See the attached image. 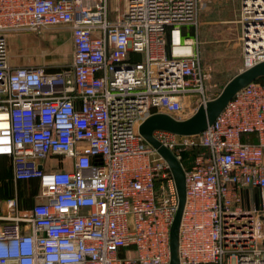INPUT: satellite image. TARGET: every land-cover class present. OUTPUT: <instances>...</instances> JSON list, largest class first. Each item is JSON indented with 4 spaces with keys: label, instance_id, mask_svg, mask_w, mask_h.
<instances>
[{
    "label": "built area",
    "instance_id": "2783aa9c",
    "mask_svg": "<svg viewBox=\"0 0 264 264\" xmlns=\"http://www.w3.org/2000/svg\"><path fill=\"white\" fill-rule=\"evenodd\" d=\"M206 1L0 0V156L15 183L40 182L31 207L7 198L0 264H169L176 180L139 126L210 99L183 32ZM238 16L241 70L264 60V0H240ZM54 26L72 36L69 68L12 64L8 35ZM232 96L198 134L153 132L185 171L180 264H264V81Z\"/></svg>",
    "mask_w": 264,
    "mask_h": 264
},
{
    "label": "rangeland",
    "instance_id": "374dc122",
    "mask_svg": "<svg viewBox=\"0 0 264 264\" xmlns=\"http://www.w3.org/2000/svg\"><path fill=\"white\" fill-rule=\"evenodd\" d=\"M110 3L112 11L116 6L123 9V0H110ZM239 5L240 0H207L199 11L197 24L193 25L198 38L200 61L205 74V95L208 98L216 96L228 79L240 70ZM8 38L10 59L14 64H42L49 70H63L70 67L73 57L70 44L72 36H70L69 30L63 26L48 27L40 32H17L8 35ZM193 112L194 107L188 108L182 117L187 118L193 115ZM188 149H192L194 153L203 151L200 146ZM60 160L62 163H57L56 158H52L48 164L54 166L60 164V166L66 167L67 158ZM7 164L10 167L8 158ZM6 174H8V168L2 163L0 165V192L3 188V181L7 178ZM23 188L30 194L23 204H35L37 201L35 195L40 188L28 190L26 185Z\"/></svg>",
    "mask_w": 264,
    "mask_h": 264
},
{
    "label": "water",
    "instance_id": "95a60500",
    "mask_svg": "<svg viewBox=\"0 0 264 264\" xmlns=\"http://www.w3.org/2000/svg\"><path fill=\"white\" fill-rule=\"evenodd\" d=\"M259 77H264V60L256 62L251 67L241 69L232 75L216 96L210 98L205 103L199 104L194 110L193 115L187 118H175L165 112L153 113L146 117L139 126V131L145 139L156 147L169 163L173 177L176 180L179 202L177 212L170 226L169 243L171 260L169 264H180V259L178 258L179 226L183 215L182 210L186 201V178L182 163L175 157L172 150L161 145L155 139L153 132L156 129H165L177 134L194 135L200 133L219 116L220 112L237 90Z\"/></svg>",
    "mask_w": 264,
    "mask_h": 264
},
{
    "label": "crops",
    "instance_id": "0c3cea01",
    "mask_svg": "<svg viewBox=\"0 0 264 264\" xmlns=\"http://www.w3.org/2000/svg\"><path fill=\"white\" fill-rule=\"evenodd\" d=\"M64 28L67 29L66 27H64ZM70 44H71L72 49H73L72 39H71ZM12 64H14V63L12 62ZM15 64L29 65V64H20V63H15ZM2 163L5 165V167L8 168V174H6L7 178L4 179L3 188L1 189V192H0V215H3L6 213V211H7V200H8L7 198H10V197L16 196L17 199L19 200V206L20 207H31L33 204H31V205L30 204L29 205L23 204V202L27 201V197L29 194V191L27 193V190L25 188H23V186L26 185L28 190H30L32 188L34 189L36 187L40 188V182H38L37 178H34V179H31L28 181L27 180H19L17 183H15L14 180L12 179L13 178L12 167L8 166L7 158L3 155L0 156V165H2ZM28 187H30V188H28ZM241 193H242L245 205L249 206L252 203L256 205L258 203L260 192H258V190L256 188L249 189V188L244 187V189L242 190ZM36 199L38 200V198H36ZM260 218L264 219V213L261 214Z\"/></svg>",
    "mask_w": 264,
    "mask_h": 264
},
{
    "label": "trees",
    "instance_id": "16d2710c",
    "mask_svg": "<svg viewBox=\"0 0 264 264\" xmlns=\"http://www.w3.org/2000/svg\"><path fill=\"white\" fill-rule=\"evenodd\" d=\"M183 32L187 35V36H191V35H195L196 33L194 32V26L188 27V28H184ZM256 80H260V81H264L263 77H259L256 78ZM196 152L194 153L192 151V149H186L184 151V159L183 162L185 163V166H189L191 165V160L193 159V157L195 156Z\"/></svg>",
    "mask_w": 264,
    "mask_h": 264
}]
</instances>
